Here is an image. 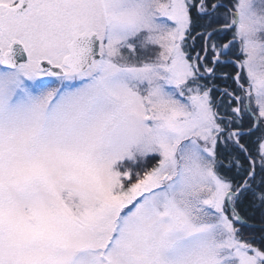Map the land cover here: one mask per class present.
<instances>
[{"label":"snow or ice","instance_id":"snow-or-ice-1","mask_svg":"<svg viewBox=\"0 0 264 264\" xmlns=\"http://www.w3.org/2000/svg\"><path fill=\"white\" fill-rule=\"evenodd\" d=\"M0 264H264V0H0Z\"/></svg>","mask_w":264,"mask_h":264},{"label":"trees","instance_id":"trees-1","mask_svg":"<svg viewBox=\"0 0 264 264\" xmlns=\"http://www.w3.org/2000/svg\"><path fill=\"white\" fill-rule=\"evenodd\" d=\"M222 71L231 72L232 69H230V68H225V69H222ZM259 219H260L259 214H257L255 217L252 218V220L250 221V223H251L254 227H257V228H258V227L260 226V225H259Z\"/></svg>","mask_w":264,"mask_h":264}]
</instances>
